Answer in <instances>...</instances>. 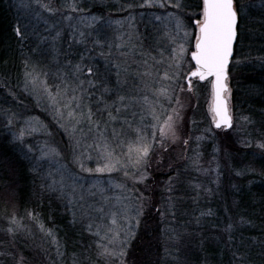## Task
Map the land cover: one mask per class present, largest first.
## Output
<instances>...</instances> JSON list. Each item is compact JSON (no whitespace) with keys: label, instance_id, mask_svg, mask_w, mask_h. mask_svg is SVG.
<instances>
[{"label":"rangeland","instance_id":"rangeland-1","mask_svg":"<svg viewBox=\"0 0 264 264\" xmlns=\"http://www.w3.org/2000/svg\"><path fill=\"white\" fill-rule=\"evenodd\" d=\"M60 1L62 6H59L57 0H42L43 3H49L51 6L53 4L55 5L52 7L57 9L55 12L57 18H54V14L45 12L43 9L39 8L36 3H34V0L31 10H35L33 12H36L35 16L29 17L28 20L26 19L25 24L32 32H34V30L36 31L37 38H42L43 41L49 39L47 41L48 48L46 49L45 46V49L47 51H52V54H55L58 48V42H60L62 38L65 39L64 32L67 29H72L71 36L76 41H79V43H81V37L79 33L83 32L84 41H87V39L91 38L90 40L93 42L92 44L94 46H100L102 43L100 40H104V37H99L101 36L99 35V32L102 31L110 34L109 37H106L107 44L105 47L107 49H102L100 47V49H97L98 52L101 53L107 54L109 51L112 53L109 59H105V57L100 59L105 62L106 66L110 65V63L113 61V98H111V92L104 93L103 90L97 89L96 87L89 89L91 96L86 102L92 106L94 112L104 109L105 102L112 104L113 101L117 99V95L129 94H135L137 97L147 95L149 100L153 101L154 103H156L158 100L159 104H163L165 108H169V104L166 103L163 98H157L153 96L151 89L169 86L173 88H183V92L177 91L176 94L179 96V99L184 105V110L182 113L184 120L181 125V139L188 140V144L185 146L182 143L177 142L174 147H170L169 153L166 155L163 165L159 167H157L155 164V159H158V156L155 157L153 164L149 168L150 178L145 181L144 184H134L130 179L124 176L122 170H119V165L117 166L118 170H114L112 172H83L79 166L73 162V142L70 139L68 133L60 128L59 124L57 123L59 118L56 116V113L54 112L50 102L44 99H41L38 102L36 95L24 91L25 99H29L37 109H40L43 112L40 116L28 111L22 114H17L13 125L7 124V121L11 116L10 111H5L4 109L0 108L1 127L10 134L12 139H14L12 134L18 128L25 126L23 123L25 120L31 119L33 126L38 129H42V126H46L47 132L40 130L34 132L31 136H26V140L31 141L28 142V144L33 145L34 148H41L45 142H47L51 147L58 148L64 157H66V159L62 160V163L66 165L68 172L71 173L72 179L77 180L78 183L84 188V201L82 202L84 207V215L81 217L80 212H77V223L80 224L82 230L88 235L89 244L84 256L82 254L83 258L81 257V260H72L71 264H116L115 261H109L106 260V258L99 256V249L97 248L99 238L94 234L97 228H99L100 236H103L104 232L112 227L111 220L113 213L116 214L117 219V225L115 226L114 230H122L126 227V223L123 219L125 211L130 209L133 205L138 204V201L135 199L136 195L143 193L145 197H149L152 201V194H154V192H151L150 188L153 185H156V191L159 189L161 190V193H168V191H166V186L160 184L161 179L164 180L165 184V181L167 182L168 178L165 180L164 177L159 178V176L164 175V172L171 169V167H174L175 169L171 173L173 177H176L177 174H179L178 180L175 182L174 191L172 193L176 192V187L178 185L184 186L193 193V202H198L199 204L213 203L215 205H219L218 207L223 208L224 203L227 204L229 201L225 196V187L227 186L226 182L231 183L233 182V179L236 180V178H238V171L235 170L236 167L233 164V161L236 160L237 155L233 154L232 150L238 146L242 148L251 147L246 146V143L250 145L254 144L256 146L257 143L261 142V140H264V129H262L264 126L261 127L259 123L254 122L252 127V125L243 122L242 117L244 116L242 114L236 113L234 110L231 76H229L230 78L228 82L231 89L229 107L233 116V128L231 131L216 129L214 126L211 112L212 79L205 81L193 79L191 83V89L189 90L186 78L194 68V63L191 59L190 53L192 50H194L193 37L195 36L197 30L193 27V22L192 20L188 19V16L192 15L193 13H197L199 9L192 7L186 9L188 15L184 17V22L187 26L186 30L190 34V43L185 45V47L188 49V52L183 58L181 67L176 69L174 67H169L171 63L170 58L174 54L172 49L175 48L176 45L170 43L167 37L164 36V32L166 31L164 25L155 19L157 16L164 17L169 12L174 11V9L171 7H148L145 3V0ZM73 3L77 5L78 10H74L72 7H70V5ZM243 3L251 6L244 10L242 13L243 22L242 24H239L238 37L240 38L241 36V41L237 45L239 55L238 57H233V63L235 65L234 69L244 67L250 62L251 58H249V55L245 54L246 51L244 49L249 45L248 41L256 32V29L252 24L253 20H261L264 14V0H243ZM27 11L28 9L24 8L23 12ZM37 13L43 16L44 20L50 19L52 22L47 20L48 23L45 24L44 20L39 19ZM93 16L97 17L98 19L93 21L91 19ZM68 17H71V19H68ZM198 18V16H193V19ZM118 21L119 23H117ZM52 25H55V27H52ZM57 32L60 33L59 37L56 36ZM96 33H98V35ZM92 35L94 37H92ZM85 38L87 39L85 40ZM96 41H99L100 43L97 44ZM122 41L125 46L118 48L117 46L121 45ZM183 42L184 41L182 37L178 38L177 43ZM38 44L40 45L39 41ZM46 50H43V52L47 53ZM120 52L131 54L121 57ZM142 52L150 53L151 56L155 57V59H149L147 55L142 56ZM94 55L95 54H93V56ZM145 59L148 60V65L151 66L150 71L152 73L150 76L143 78L144 82L149 85L148 89H144V84L141 83V78L135 75L137 71L144 73L145 71L149 70V68L145 67L143 64V60ZM125 61L127 62V65L130 66L129 75L126 77L128 83L122 88L117 89L116 84L118 77L116 76L117 68L115 65L117 63L124 65ZM235 61H240V63L237 64ZM35 66L40 68L39 63H35ZM175 71L180 72V79L178 82L164 79V74L166 72L169 75H172V73ZM59 72L60 70H53L50 72L52 73L50 76H48L50 73H47V77L41 76V79L46 78L50 87L61 84V78L64 76L61 75V72ZM79 78L81 80L92 79V77L87 76V73L81 75ZM67 79L73 84L75 83L76 75L74 74V69L72 72L70 71V74L67 75ZM87 87V84H85V88ZM20 89H24V87L22 86ZM141 89L144 90L141 91ZM101 96H103V100L100 99ZM115 106L119 107V104H116ZM172 106L175 105L173 104ZM146 108L147 105L144 104L136 105L124 114V118L130 122L133 121L131 113L134 111L137 113L134 126L139 124L140 116H143V124L147 129V127L152 124L153 121L151 116L148 115L147 111L144 110ZM103 115L104 119H107V112H104ZM60 123H64V121H60ZM122 126L123 119L118 120L113 125V127H115L117 130H120ZM82 127H84V131L87 132V127L83 125ZM9 128H11V132L9 131ZM209 129H211L210 132L208 131ZM124 131L127 137L128 129L125 128ZM152 131L156 132L157 130L152 129ZM48 133H51V135ZM92 135L93 134H89L85 141L86 144L92 143ZM157 135H159L158 132ZM254 136L257 138L253 139ZM127 138L130 139L131 137ZM253 140L255 142H253ZM217 148L220 149L219 152L216 151ZM81 150L85 151L86 153H90L92 156V159L85 162L86 167L93 169L96 168L98 166V160L100 161L99 166H103L104 162L100 160V157L97 155L95 149L85 148ZM197 154H199V170L197 169V166H193L192 163L194 159H197ZM35 156L38 157L39 152H36ZM176 160L180 162L175 164L177 162ZM217 165H219L220 171L219 183H217ZM44 168L45 171L41 172L42 178H44L46 175L48 165L45 164ZM169 172L171 171L169 170ZM71 182L72 181L70 180L69 183ZM43 183L44 179L42 180V185ZM121 185L124 187H120ZM197 185H199V187H196ZM249 187L250 186L247 184L246 189H250ZM88 189H91V192H89ZM151 189L153 190L154 188ZM221 193L222 196L224 195V200L221 198ZM215 195L218 198H216ZM125 197H131V199H125ZM234 204L235 202H229L230 206ZM176 206L179 207V205ZM101 207L104 209L103 213L95 211V209ZM237 209L240 213H242L239 207ZM212 213L213 210L210 205L208 208L202 207L199 210L198 217L194 219L197 224H200L201 221L210 217ZM130 214L134 215V213ZM69 215L72 220L70 213ZM145 215L149 214L145 212ZM178 216L179 215H177V217ZM227 216L231 224H233L235 221L237 222L238 226L241 225L240 229L243 230V224L240 222L241 218L243 217L239 216V214H237L235 211L230 213L227 212ZM13 217H15L18 221L17 225H13L11 223ZM89 217H91V219H89ZM233 217H235V219ZM144 218L145 216L141 218V224ZM254 218L256 222L252 227H256L258 231H260L258 234L259 237H257L261 238L264 234V227L260 221L258 212L254 213ZM166 219L172 221L170 218ZM179 221L181 222L182 220ZM39 222L42 223L40 220ZM89 223L97 226L92 232H89L87 228ZM177 226L179 230L172 238L176 237L177 235L186 236V233H188L186 228H184L182 225H180V227L179 225ZM9 227L16 229L15 236L7 232ZM46 228L48 227L46 226ZM139 228L135 231L137 232ZM0 236L2 237V241H5L9 236L17 238L10 239L12 247L7 249L5 253H8V255H5L3 258H1L0 264H16V260H18L20 256H23L24 258L23 264H66L61 260V257L64 253L62 247H60L58 253L56 245L51 242V237L42 233L38 228L37 222L33 221L29 217H20L16 214L8 215L5 217L3 234ZM187 237L189 236L187 235ZM19 241L25 246L24 252L18 251ZM241 246L243 247V245ZM12 248L17 249V251L12 250ZM125 264H127L126 260Z\"/></svg>","mask_w":264,"mask_h":264},{"label":"trees","instance_id":"trees-1","mask_svg":"<svg viewBox=\"0 0 264 264\" xmlns=\"http://www.w3.org/2000/svg\"><path fill=\"white\" fill-rule=\"evenodd\" d=\"M33 1L0 0V108L10 111V114L17 115L28 111L35 115H42L43 111L37 109L29 99L26 100L24 90L20 89V87H24L25 62L30 66L29 70L32 67L37 68L38 72L46 73L60 70L61 75L64 76L65 73L68 75L70 71H73V65L81 63L82 56L84 64L99 70V75L92 77L97 81L96 88L103 90L101 84L106 87L110 86L109 88L112 89L111 98H113V61L106 66L105 62L100 59L104 56L98 52L100 48L107 49L105 47L106 37H109L110 34L99 32L101 35L99 37H104V40H100L102 42L100 46H94L91 38H85L87 41L79 43L72 38V29H67L64 32L65 39L62 38L58 42L55 54L46 50L49 39L43 41L42 38H37L36 31L32 32L29 27H27V39L21 41L14 28L17 24L26 25V19L35 16L36 12L33 13L35 10H31ZM57 2L59 6H62L60 0ZM23 7L28 11L23 12ZM54 18H57L55 14ZM47 20L52 22L50 19ZM242 22L241 19L239 24ZM252 24L256 32L248 41L249 45L244 49L245 54L249 55L251 60L247 65L238 69H234L235 65L232 63L229 74L234 110L243 116L251 117L255 123H259L263 127L264 14L261 20L254 19ZM96 34L98 35V33ZM92 37L94 36L92 35ZM240 38L238 37L236 43L234 58L239 55L237 45L241 41ZM43 50H46L47 53ZM93 54L95 55L93 56ZM35 63H39L40 68L35 66ZM1 126L2 124H0V235L3 234L4 220L8 215L16 214L27 218L30 212L36 213L39 214V220L48 228L53 229L60 239L61 247L64 250L61 257L63 262L71 264L72 260L83 258L88 249V235L82 230L79 223H71L72 220L68 211L65 210L63 202L56 200L50 193L44 191L41 173L36 174L33 171L32 163L23 156L17 147V142ZM231 130L232 128L225 131ZM255 138L257 137L254 136L253 139ZM28 142L31 141L26 140V143ZM253 142L255 141L253 140ZM232 153L237 155L236 160L233 161L235 170L243 174L238 175V178L233 179L231 183L226 182V191H224L229 201L227 204L223 202V208L213 203L193 202V193L184 186L178 185L174 193H161L159 189L156 191V185L151 187L154 188L153 190L150 188L151 192H154L151 203L155 205V208L161 209V212L155 211L152 207L146 209L149 215H145L136 232V239L132 242L126 259L127 264H241L235 258L241 255L244 258L243 264H264V234L258 238L260 231L256 227H252L256 222L255 212H258L264 227V157H262L264 150L252 144L249 148L235 147ZM176 161L175 164L180 162ZM172 169L174 167L169 169L171 172L167 170L159 178L164 177L166 180L169 175H172ZM160 184L166 186V181L164 184V180L161 179ZM247 184L250 189H246ZM170 195L175 198L174 204L176 203L179 207L175 205L169 211L167 204ZM223 196L221 193V198L224 200ZM215 197L218 198L216 195ZM229 202H235V204L230 206ZM209 205L213 213L206 220L197 224L194 218L198 217L199 210L202 207L208 208ZM238 207L243 214L238 211ZM233 211L251 223H242L243 230H241V225L238 226L234 221V229L228 233L225 228L231 222L227 212ZM177 215L179 216L177 217ZM166 218H170L172 221ZM233 218L235 219V217ZM177 225L186 228L188 231L186 236L177 235L172 238L179 230ZM11 238L17 239L9 236L5 241H2L0 236V252L5 253L12 247ZM18 248V251H25V246L20 241ZM12 250L17 251L15 248ZM1 258L3 256H0V262Z\"/></svg>","mask_w":264,"mask_h":264},{"label":"snow or ice","instance_id":"snow-or-ice-1","mask_svg":"<svg viewBox=\"0 0 264 264\" xmlns=\"http://www.w3.org/2000/svg\"><path fill=\"white\" fill-rule=\"evenodd\" d=\"M36 5L45 12L55 14L57 9H54L49 3H43L42 0H35ZM148 7H171L174 11L169 12L166 16L155 17L160 21L166 31L164 36L167 37L170 43L175 44L176 47L172 49L174 53L171 56V63L169 67L179 69L183 62L185 54L188 52L186 44L189 41V32L186 30L184 17L187 14V8H197L199 11L188 16L192 20L193 27L197 30L194 39V50L191 51V59L195 61V71L191 72L192 77H198L200 80H208L212 78V87L214 91V104L211 108L212 119L216 129H231L233 128V116L229 107V98L231 96V89L229 88V65L233 63L234 45L238 42V25L242 19V13L251 5L243 3V0H145ZM74 10L77 5L73 3L70 5ZM39 19L44 20L43 16L37 13ZM193 16H198V19H193ZM71 19V17H68ZM93 21L98 18L93 16ZM47 24L48 21L44 20ZM119 23V21L117 22ZM27 25L17 24L14 31L17 37L23 41L27 39ZM55 27V25H52ZM81 43L84 41V33H79ZM57 37L60 33L57 32ZM183 38V43H177L178 38ZM99 44V41H96ZM123 41L117 47H124ZM131 53L120 52V56L130 55ZM105 59H109L112 53H101ZM142 56L147 55L149 59H155L150 53H141ZM84 57H81V63L73 65L74 74L76 75L75 83L73 84L67 79V73L61 78V84L50 87L47 79H41V76L47 77L46 72H38L35 67L29 70V65L25 62L24 72V91L34 94L39 102L44 99L50 102L56 116L59 118L57 123L60 128L68 133L73 142V162L79 166L83 172L87 173H104L122 170L124 176L130 179L134 184H144L150 178L149 168L153 164L154 158L157 167L163 165L166 155L169 153L170 147H174L177 142L187 146L188 140L181 139V125L184 120L182 115L184 105L176 94L177 91L183 92V88L160 87L158 89H151L153 96L163 98L169 104V108H165L163 104H159L149 100L147 95L137 97L135 94L117 95V99L112 104L105 102L104 109L94 112L92 106L86 101L90 99L91 93L89 89L97 86L95 79L81 80L79 77L87 73L88 77H96L99 75L98 68L88 66L83 63ZM111 62V61H109ZM239 64L240 61H235ZM145 67L149 68L144 73L136 72L135 75L141 78V83L144 84V89H148L149 85L144 82V77L150 76L152 73L148 65V60H143ZM116 76L118 77L116 88L120 89L128 83L126 77L129 75V65L125 61L124 65L117 63ZM123 77V78H122ZM164 79L169 81H179L180 72L175 71L172 75L167 72L164 74ZM189 90L191 89V79L187 81ZM87 84V88H85ZM104 93L112 91L111 88L100 85ZM54 89V90H53ZM144 89H141L143 91ZM103 100V96L100 97ZM119 104V107L115 105ZM144 104L147 108L148 115L153 121L147 129L143 124L144 117L140 116L139 124L134 126L136 119V112H132L133 121H128L124 118V114L136 105ZM175 106H172V105ZM159 109V110H158ZM104 112H107V119H104ZM115 113V114H114ZM16 114L12 113L7 121L8 125H13ZM120 119H123V126L117 130L113 125ZM243 122L254 125V121L249 116L242 117ZM64 121V123H60ZM24 127L18 128L12 135L17 142V147L23 156L29 160L33 165V171L40 174L45 171L44 165H48L46 175L44 176L43 189L50 193L58 201H62L65 210L72 216V224L77 223V212L79 211L81 217L84 215V188L77 180L72 179L71 173L62 160L66 159L62 152L56 148L51 147L47 142L41 148H34L33 145L26 143V136H31L34 132L43 130L47 132V127L42 126L38 129L33 126L31 119L23 121ZM87 127V132L84 127ZM128 129L126 137L124 129ZM152 129H156L154 132ZM11 132V128H9ZM209 132L211 129L208 130ZM157 132L159 135H157ZM51 135V133H48ZM89 134L92 135V143L86 144L85 141ZM199 139V138H197ZM246 146H251L246 143ZM256 147L264 150V140L256 144ZM95 149L97 155L102 160L103 166H99L100 161H97L96 168H88L85 166L87 160L92 159L90 153H86L81 149ZM220 151L219 148L216 149ZM39 152V156L35 153ZM197 159L192 161L193 166L198 168ZM122 157V158H121ZM264 157V153H262ZM171 167V166H170ZM173 171L175 169H172ZM207 171V170H206ZM217 183H219L220 171L219 165L216 168ZM243 173H237L242 175ZM178 175L173 177L168 176L166 182V191L172 193L175 188V182L178 180ZM72 181L69 183V181ZM95 186V185H94ZM93 186V187H94ZM120 187H124L121 185ZM196 187H199L197 185ZM91 192V189H88ZM210 191V190H209ZM131 199V197H125ZM135 199L138 204L133 205L127 209L123 215L126 227L122 230H114L117 225L116 214H112L111 225L108 230L100 236V230L97 228L95 235L99 238L97 248L99 249V256L106 258L109 261H115L116 264H125L128 257L129 249L132 242L136 239V229L141 224V218L145 216L146 209L152 207L157 212L161 209L155 208L151 203L149 197H145L143 193L136 195ZM174 197H168L167 208L170 211L175 207ZM95 211L103 213L104 209L98 208ZM134 213V215L130 214ZM174 215V213H172ZM29 218L37 222L39 230L45 235L51 237V242L56 245L57 252L61 247L60 239L53 229L46 228L43 223L39 222V214L30 212ZM203 215V213H202ZM91 219V217H89ZM241 223H251L250 221L241 218ZM11 223L17 225L18 221L15 217L12 218ZM92 223L87 225L89 232L96 228ZM234 229L233 224H228L225 231L231 233ZM7 232L15 236L16 229L9 227ZM8 255V253L0 252V256ZM243 264V256L235 257ZM24 258L20 256L16 260V264H23Z\"/></svg>","mask_w":264,"mask_h":264},{"label":"water","instance_id":"water-1","mask_svg":"<svg viewBox=\"0 0 264 264\" xmlns=\"http://www.w3.org/2000/svg\"><path fill=\"white\" fill-rule=\"evenodd\" d=\"M234 49H235V45H234ZM193 61V63H194V65H195V61L194 60H192ZM192 71H195V67H194V69L192 70ZM191 71V72H192ZM191 72L188 74V76H187V78H186V80L188 81V79H195V78H198V77H192L191 76ZM211 78V77H210ZM209 78V79H210ZM199 79V78H198ZM212 79V78H211ZM200 80V79H199ZM200 81H205V80H200ZM213 104H214V91H213V87H212V106H213Z\"/></svg>","mask_w":264,"mask_h":264}]
</instances>
